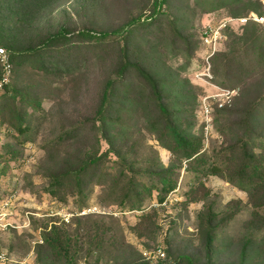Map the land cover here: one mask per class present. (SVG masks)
Returning <instances> with one entry per match:
<instances>
[{"label":"rangeland","instance_id":"rangeland-1","mask_svg":"<svg viewBox=\"0 0 264 264\" xmlns=\"http://www.w3.org/2000/svg\"><path fill=\"white\" fill-rule=\"evenodd\" d=\"M17 10L0 0V46L10 53L5 42L13 40L20 49L0 88V264H264V178L245 189L209 170L217 162L227 171L232 146L246 133L264 164V21L220 28L212 81L235 93L214 107L207 129L200 97L214 87L195 76L207 48L201 31L263 14L262 1L52 0ZM61 27L64 34L44 47L41 40ZM27 46L33 49L20 52ZM125 57L157 81L186 149L165 131L140 72L119 73ZM100 153L81 191L74 183L49 191L53 175ZM161 169L175 187L159 202L153 184ZM132 178L152 186L150 196L142 191L144 208L124 206ZM52 225L69 233V255L38 251Z\"/></svg>","mask_w":264,"mask_h":264},{"label":"trees","instance_id":"trees-1","mask_svg":"<svg viewBox=\"0 0 264 264\" xmlns=\"http://www.w3.org/2000/svg\"><path fill=\"white\" fill-rule=\"evenodd\" d=\"M16 4L18 7L17 12L23 13L25 12V9L28 8V6L31 5H38L42 6L46 2H51L52 0H11ZM163 0H154V7L158 6ZM42 4V5H39ZM26 7V8H25ZM153 10H156L155 8ZM150 16V15H149ZM135 19L138 18H132L129 20L126 24V26L129 23H132ZM119 29H114L113 31H101V32H93L92 30H84L82 33L89 37H97V35L106 36L110 32H116ZM66 31V28L61 27L56 32L49 33L44 37V39L41 40L42 45L44 47H47L50 44H54L56 39H59L60 34H64ZM5 45L10 50V53H8L9 60L11 62L12 57L15 56V53L18 52L20 49L17 48L16 44L13 42V40H8L5 42ZM41 45V44H40ZM33 46H27L23 48L22 51H29L32 50ZM10 54V55H9ZM123 55L126 56V51L123 49ZM41 66H44V61L41 60ZM129 67H135L140 74L143 76V78L150 84L151 92L153 96L155 97V102L157 103L159 113L163 116V127H165V131L168 130L169 133L172 135L175 145L176 146H185V149L190 146L188 142V138L185 136V134L182 133L181 130H179L178 125L174 123L175 114L172 110H169L167 105L163 101V96L161 94V89L159 88V85L157 81L154 79V77L147 72L143 67H141L138 63L129 60L127 57H125L120 64L119 73L122 74L125 70H127ZM1 79V76H0ZM8 84V81L2 82V85L0 88H5ZM113 90V80H109L106 84L105 89L103 90L102 96H101V102L99 106V118L101 121V125L103 126L106 122V117L103 115L104 110H107L109 106L111 105L110 101V95L112 94ZM19 129L22 130L23 128L19 124ZM250 131V130H249ZM250 134L246 133V135L241 137L240 141L238 140L233 146V159L231 158L230 164H227L225 168H227V171L224 172L223 166H221V163H212L209 165V170L211 173L214 174H226L228 180L235 182L240 187L247 189V185H256L258 183V180L264 178V164L260 161V157L257 154V152L254 150V146H252L247 139H249ZM162 145L168 147L171 149V146L167 145L165 142L160 141ZM174 145V146H175ZM196 153V152H195ZM194 152H186L188 154V157H192L195 155ZM102 153L92 156L89 155L87 158H84L81 160L77 165L67 168L66 170H63L59 173H56L53 175L52 180L49 184V191L54 192L56 187H59V185L67 186L71 183H74L77 185V188L81 191V188L84 185L83 177L85 176V172L91 165H96L99 160L101 159ZM167 169H161L158 173V179L160 181V184H153V188L156 189V200L161 202L164 200L165 194L173 189L175 187V180L170 178L168 175H166ZM73 178V180H71ZM141 189V190H140ZM143 190L147 191V194L151 195L152 186L151 185H143L139 187V184L135 182V180L129 179L125 183V190L123 195V201L124 206H129L130 208H136L141 209L144 208L143 199L144 194ZM55 193V192H54ZM42 243H39L38 251L41 246H44L46 248V252H51L54 254H62L64 256L69 255V245H70V237L69 233L65 230V228H60L57 225H52L49 230L43 233L42 235ZM71 262V261H70Z\"/></svg>","mask_w":264,"mask_h":264},{"label":"built area","instance_id":"built-area-1","mask_svg":"<svg viewBox=\"0 0 264 264\" xmlns=\"http://www.w3.org/2000/svg\"><path fill=\"white\" fill-rule=\"evenodd\" d=\"M264 6V0H261ZM248 19L255 21H264V13L259 14L257 12H250L244 16H238L235 18H229L225 21L220 22L217 26H209L201 31V39L203 44L207 46L204 49V62L200 68L195 71V76L202 80L203 84H210L214 88L205 92L200 97V110L204 117L205 129L210 127L211 124V113L214 107L219 108L231 102L233 94L235 93L234 88H228L220 86L212 81L213 73L211 70L209 57L212 56L218 49L221 37V27L227 26V22L237 20L240 23L246 22ZM0 62L4 68V75L0 79V87L2 82L8 81V74L11 70V62L8 57V53L4 47L0 46ZM82 212H85L83 209Z\"/></svg>","mask_w":264,"mask_h":264}]
</instances>
